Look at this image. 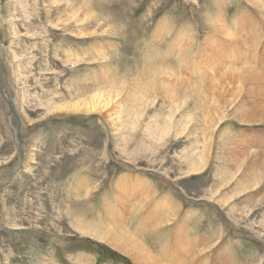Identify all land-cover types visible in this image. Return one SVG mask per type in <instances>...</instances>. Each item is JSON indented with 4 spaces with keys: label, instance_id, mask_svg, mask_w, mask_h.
<instances>
[{
    "label": "rangeland",
    "instance_id": "obj_1",
    "mask_svg": "<svg viewBox=\"0 0 264 264\" xmlns=\"http://www.w3.org/2000/svg\"><path fill=\"white\" fill-rule=\"evenodd\" d=\"M261 1L258 5L250 0H0V264H42L49 258L52 264H76L79 252L95 258L94 264H133L104 243L78 233L76 219L68 216L64 221L59 213L76 210L77 216L92 214L103 210L107 198L114 205L124 198L127 204L128 198L133 199V209L135 197L140 195L135 193L138 190L132 193L128 185L129 181L142 184L136 177L149 180L155 189L153 198L167 193L174 200L180 217L185 213L192 238L212 234L217 239L220 228H224L219 240L222 247L218 245L210 257L212 264H243L245 260V264H258L259 260L264 264V200L254 203L264 191H250L233 200V218L241 216L238 226L210 197V192L227 180L216 174L234 166L235 154L251 148L254 154H261L263 161L264 122L226 121L216 129L204 128L205 122L196 119L191 110L196 97L191 95L182 107L191 116L189 128L182 135H150L144 122L160 120L167 109L161 97L156 96L141 109L142 121L114 135L101 121L103 112L66 116L49 107L50 103L54 106L102 91L109 82H119L115 87L122 92L120 103L124 104V94L131 90L133 93L134 83L150 80L155 73L152 66L159 68L164 63L177 70L179 60L187 57L191 60L186 62L208 73L210 66L211 70L221 68L219 61L224 59L227 64L242 62L252 67L254 62H263L257 68L264 70V18L259 12L264 10V0ZM219 15L223 16V27L226 24L224 28L230 30H214L209 18ZM185 31L191 32L192 36L187 33L190 46L182 49L178 60L174 44L176 36ZM255 33L261 36L254 52L245 46V41L249 36L255 38ZM82 36L92 38L80 39ZM213 37L219 39L218 48L217 43L209 42ZM222 44L225 49L220 52ZM204 47H209L215 57ZM2 93L16 104L20 145L15 133L17 121ZM199 103L198 99V106ZM193 142L195 146L205 144L209 154L205 168L196 174H190L194 171H189L182 160L185 153H190ZM185 170L187 175L183 174ZM122 176L128 196L115 190L116 180ZM235 180L224 193L233 191ZM80 182L96 188L86 202L75 196L82 191ZM208 188L209 197L205 196ZM245 199L256 206L251 207V214L239 215L235 210ZM150 205L142 210L144 216L147 213L143 211ZM122 207L119 206L126 209ZM164 241L172 243L170 235ZM150 244L159 259L160 244Z\"/></svg>",
    "mask_w": 264,
    "mask_h": 264
},
{
    "label": "bare ground",
    "instance_id": "obj_2",
    "mask_svg": "<svg viewBox=\"0 0 264 264\" xmlns=\"http://www.w3.org/2000/svg\"><path fill=\"white\" fill-rule=\"evenodd\" d=\"M250 1L258 5L262 3L261 0ZM259 12L264 18V10L260 9ZM222 17L219 15L217 17L215 16V19L209 18L210 21L212 20L215 31L224 30V32H226V29L230 30L228 27L224 28L226 27V24L223 27L222 22L224 21ZM236 21L239 22L238 20ZM187 33H190L191 35V32L185 31L184 34L181 33L176 36L178 37V40H175L174 48L177 49L175 52L177 53L175 57H177L178 60L181 57L180 53L184 52L190 46L188 45L187 40L191 38H189L190 36H188ZM207 36L209 38V35ZM231 36L232 34H229V37ZM260 36L261 34L255 33V38L252 39L250 38V36L247 37V39L249 40L245 41V46L253 48L257 46V44L259 45L258 39L260 38ZM90 38H92V36L80 37V39ZM218 40L219 39L215 38L214 40H209V42L217 43ZM190 41L191 40H189V42ZM217 45L218 43L216 44L215 48H218ZM221 46L223 47V49H218L220 52L225 49V46H223V44ZM212 47L214 48V46L211 45L210 48ZM204 48L208 49V51L210 50L209 47ZM182 49H184V51H182ZM212 50L209 51L210 55ZM197 52L196 54L199 53ZM252 52L249 51L248 53L252 54ZM201 53H203V50L201 51ZM204 54L205 53H203V55ZM203 55L199 56L204 57ZM212 55L215 57V54H213V52ZM234 56L235 54L233 55V57ZM251 57H253L252 60L255 58L254 56ZM208 58L209 61H211L212 58ZM187 59L190 58L187 57ZM202 59L204 58H201V60ZM186 60H179L181 64L179 66L177 65L179 67V69L177 70L170 67L169 65H165L164 63H162L159 68H157L156 66H152V71H154L155 73L152 75L150 80L146 82H141L139 80L140 83H134L135 87L133 93L131 90L128 94H124V104L120 103L122 92H117L115 87V85L119 82H109L107 84V88L103 89L102 91L97 90L96 92H93L91 94H85V97H79L76 100L65 101L54 106L52 103H50L49 107H52V110L55 112H63L64 114L62 115L66 116L80 115L86 117L85 114L97 113L101 115V113L103 112L105 116L101 118V121L103 122L104 126H108L109 131L114 135H120V129H125L132 123L135 124L138 121H142V117H140L142 113L141 109L146 104L153 102V98L156 96L161 97V100L166 104L167 109L164 117L159 118L160 120L144 122L145 131H148V134L150 135H182L189 128V119L191 118V116L187 115L188 112L183 110L182 107L191 95L196 96L200 101L198 106V99L194 97L193 102L195 104L193 105L191 110L194 115L196 114V119L205 122L204 128L216 129L226 121H236L239 123L264 122V70H260V68H257V66L259 64H262L263 62H259L258 59H255V61L258 62H254L255 66L252 67L248 66L249 63L243 64L242 62H238L239 64H227L228 60H218L219 62H221L222 67L211 70L210 66L209 69L211 72L208 73L206 72V70L203 71L201 67H196V65L190 64L189 60L187 61L188 64H186V66H183L181 71L180 68L182 67V65H184V62H186ZM232 60L235 62L234 59ZM232 60L230 59V61ZM189 66H192L191 68H193L190 69L191 71L188 68ZM223 67L225 68L224 70ZM261 68H264V66ZM183 69L185 70V72L183 71ZM213 74H216V76L214 77ZM214 78L215 80H213ZM181 79L188 81V83ZM246 84H249L250 86L248 85V87L246 88ZM1 92L2 91H0V93ZM1 97L3 98L5 103L7 102L14 120L17 121V129L15 130V133L17 135L16 138L19 145L21 144V142L19 143V121L17 118V110H15L16 104L14 102L12 104V101L8 99L4 93L1 94ZM222 102L225 103L224 106H222ZM240 103L246 104V108H243V105L241 106ZM9 104H11V106ZM177 114L179 115V117H177ZM191 147L192 149L190 150V153H185L182 160L189 171H194L190 172V174H196L195 171H200L205 168L206 163L209 160V154L205 151V144L201 146H195L193 142L191 144ZM195 147L200 149L197 151ZM18 149L22 152V149L20 147ZM248 149L249 151L241 150L238 154L234 155V166H232L227 171L219 172L216 174V176H218L219 178H224L226 176L227 180L219 189H215L210 192V197L212 198V200L216 201V203L221 206V209L225 211L226 215L231 218L232 222L236 226H238L237 224H240L241 216L239 218H233V214L231 213L230 209L233 200L237 196H244L248 194V192L250 191H252V193L253 191L257 192L258 190L264 191V159L263 161L261 160L260 153L257 154V152L256 154H254L255 152L253 149ZM258 165H262V168ZM187 173L188 170H185L183 172V174L186 175ZM239 176L241 177L238 178ZM234 178L236 180L234 187H232L233 191L229 194H227V192L224 193L223 191L225 187H229ZM136 179L142 180V184L133 185L129 181L128 185L132 190V193L134 190H138L135 193H138L140 195L135 197V204L132 205L134 206L133 209H131L132 207L130 203L133 202V199L128 198V204L126 203V198H124V200L121 202L118 199H114L115 201L118 200V204L116 203L114 205L113 201L107 198L109 201L106 199L107 202L102 204L103 210L100 208L101 210H98L97 212H92V214L88 213L86 215L83 213L80 216H77L76 210H73L71 212L68 211L65 214L59 213V217L62 220H64V218L68 219V216H71V218H75V229H77L78 233L89 236L96 242L104 243L110 249L130 258L133 264H212V260L210 259V257L214 255V252L220 246L219 240L223 237V231H225L224 228H220V234L217 239L216 237H213L212 234H208L207 232L206 233L208 235L202 234V236L199 237L195 234L196 236L192 238L191 236L194 234L192 233L191 235V232L188 231L189 228L188 224L186 223L185 213L184 215H181L183 216V218L180 217L179 214H181V212H179L180 210L174 200H172L170 196H166L167 193L165 195L162 194V196L160 197L153 198L155 189L151 187V183L149 182V180L140 177H136ZM83 180L85 181V183L88 181H86V179ZM85 183H79V189L81 188L82 191H79V194L75 195L76 197L81 198L80 202H86L87 198L91 197L90 192L93 191V189H96L95 185L88 186ZM115 186L118 187L115 190H120L121 194L123 193L126 196L130 195L125 194L126 192L124 191V188L126 185L123 176L122 178L120 177V180H116ZM143 186H145L144 189ZM260 187L262 189H260ZM210 188L207 189L205 196L209 197ZM77 189L78 188H75L74 192H76ZM88 200L90 201V199ZM248 200L249 199H245L244 203L238 207V210H235L239 215L246 213L251 214V207L256 206L254 203L261 204L262 200H264V194H260V196L255 199V202L253 201L254 203L251 200ZM250 201L251 204L245 205ZM148 203H151L150 207L148 209H145V211L143 212L149 215L146 214V216H144L142 210L144 209V207H147ZM120 205L121 207L123 206L122 208L126 207V209H120ZM150 208L151 210H149ZM120 210H123V213ZM190 218L191 216L188 219ZM42 222L45 223L44 219H42ZM263 222L264 219H261L262 230H264ZM131 227L133 228L132 230ZM47 234L51 235L52 233ZM254 234H256V236H261V234L256 232H254ZM169 235L172 243L170 242L165 244L167 241L165 242L164 240ZM149 241H152L155 244H160V247H158V244L155 245L156 247H158L157 251L158 255L160 256L159 259L156 257L155 252L152 249L153 245L150 244ZM186 249L188 250L185 251ZM76 255V264H94L95 262V258L93 259L89 255L80 252ZM51 260L52 259L49 258L42 264H52ZM195 260H197V263H193V261ZM260 261L262 260H259L258 264L260 263ZM224 263L225 262L223 261L219 262V264ZM245 263L246 260L243 264Z\"/></svg>",
    "mask_w": 264,
    "mask_h": 264
},
{
    "label": "water",
    "instance_id": "obj_3",
    "mask_svg": "<svg viewBox=\"0 0 264 264\" xmlns=\"http://www.w3.org/2000/svg\"><path fill=\"white\" fill-rule=\"evenodd\" d=\"M11 106V104H9ZM20 143V142H19ZM20 145V144H19Z\"/></svg>",
    "mask_w": 264,
    "mask_h": 264
}]
</instances>
